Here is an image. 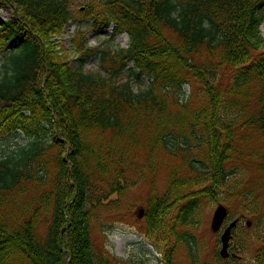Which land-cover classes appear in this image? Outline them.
I'll return each instance as SVG.
<instances>
[{
  "label": "trees",
  "instance_id": "obj_1",
  "mask_svg": "<svg viewBox=\"0 0 264 264\" xmlns=\"http://www.w3.org/2000/svg\"><path fill=\"white\" fill-rule=\"evenodd\" d=\"M75 1L0 0V9L8 5L13 11L9 19L0 17V54L7 53L10 61L0 77V137L22 131L30 139L26 148L0 160V264H74L73 259L76 264H108L93 249L89 223L88 202L100 193L89 183L91 162L95 174L108 173L104 158L89 143L95 135L110 133L116 142L145 147L147 156L157 149L173 157L180 152L192 177L204 175L205 193L194 190L196 180L172 173L168 194L152 199L148 220L164 226L167 219L169 237L179 225H193L201 193L217 201L215 194L231 183L234 172L228 166L235 145L247 139L241 133L245 128L263 138L257 169L264 174V0H88L80 14L93 32L113 24L114 34L131 37L127 50L102 52L103 72L85 71L99 50L87 48L84 35L74 68L53 41L75 20ZM129 63L135 69L128 70ZM141 76L149 85L135 91L132 77L140 83ZM191 81L202 86L207 102L199 110L182 111L183 87ZM254 84L259 91L252 103ZM45 138L64 146L54 182L43 159ZM190 148L196 154L204 148L203 160L187 154ZM147 161L154 171V160ZM19 197H27L37 212H24ZM106 198L98 196L99 203ZM49 202L51 216L41 234L37 215ZM178 203L185 206L176 213ZM179 240L192 248L187 232Z\"/></svg>",
  "mask_w": 264,
  "mask_h": 264
},
{
  "label": "rangeland",
  "instance_id": "obj_2",
  "mask_svg": "<svg viewBox=\"0 0 264 264\" xmlns=\"http://www.w3.org/2000/svg\"><path fill=\"white\" fill-rule=\"evenodd\" d=\"M80 1L76 0L75 2L79 3ZM84 4L85 0L73 7L76 20L70 22L64 28L61 37L53 38L59 49L61 48L70 56L73 68L78 64V54L74 52L78 32H90V23L88 21L79 22L81 19L79 10ZM13 9L15 8L13 7ZM12 15L13 11L8 5L0 9L1 18L9 19ZM260 33L264 38V25L261 27ZM88 36L92 46H100V44L105 42L104 40H108L111 36V30L102 34H89ZM114 39L109 44L113 49L126 48L128 46L129 38L127 35L117 36ZM198 61L206 63V59ZM6 62L5 56L0 57V77L4 76L7 73V68L10 67L9 62ZM99 66V59L93 58L85 66V70L97 72ZM222 76L224 74H221ZM126 77L127 74L123 76L122 81L125 82ZM132 83L135 91L148 86L145 78H140V83L136 82L134 78ZM65 86L68 87V85ZM184 90L185 97L183 101H185L186 107L182 108L179 104L177 109L181 107L182 111L189 109L191 111L194 109L199 110L204 103L206 104L207 100L204 90L199 84L191 81L184 87ZM258 91L259 86L254 84L251 87L250 100L252 103L258 95ZM241 133L247 139L245 142L241 141L235 145V151L228 166L234 174L230 175L229 181L231 183L227 184L226 189L224 188L218 194H215L217 201L214 200V197L210 198L204 194L207 191V187H201L203 182L206 181L204 175L196 173V177H192L194 171H190L185 165V161H181L178 158L180 152L175 155L176 157H173L166 150L157 149L152 156L150 152L147 156L149 150L145 147L139 150L134 145L116 142L110 133L91 137L89 143L95 148L96 156H102L108 168V173L105 176L95 174L97 173V166L92 161L91 167L93 170H89L91 173L89 183L93 190L95 188L100 190V193L95 192L94 198L92 197L91 202H88V209L91 210L89 220L91 242L95 253L107 258L108 264H166V261L158 262L156 250L148 244L149 242L147 243L146 222H148V219L145 211L152 208V199L156 195L164 198L168 194V188L173 179L172 173H175V176H187L186 179L193 180V183L199 182L197 186L201 188L196 187L194 190L198 192L204 191L197 198L199 201H197L196 212L193 214V225L186 227V231L193 236L196 242L194 249H196L197 259L199 260V262L196 260V264H225L221 263V261L218 262L211 256L214 250L212 244H214L215 248L217 247L218 237H215L211 232L210 226L218 205H224L227 208L229 220L233 221L238 218L243 222L240 227L234 230L233 240L231 241L233 249H235L237 244L239 245L240 252L238 254L242 256V260L231 259L228 264H264V174L259 173L257 169L262 162L263 138L259 132L252 128H245ZM62 135L64 137L65 133H62ZM46 138L43 140V146L47 147L43 154V159L49 163L50 175L48 179L54 182L53 179L57 173L56 160L60 154L62 155L64 146L61 148L51 147L50 144H53V141L48 142ZM28 141V138L21 132H9L3 135L0 138V158L7 157L18 149L27 146ZM98 142H102L100 144L101 147ZM181 147H183L182 144ZM195 151V149L190 148L187 154L192 153L196 160L202 161L206 153L205 149L203 148L199 154H196ZM88 156V160H91L90 155ZM149 158L154 160V171L150 169L151 162L147 161ZM205 162L207 163L206 159ZM107 168L103 167V172ZM173 170L179 173L172 172ZM32 189L30 188V190ZM227 191L230 193L228 194ZM34 193L35 191L29 192L32 196ZM102 194H106V197L111 196L109 202L110 200L116 202H110L108 205L99 203L98 196ZM19 198L20 201H23L24 212L27 211L26 213H29V215L37 212V209H33V206L29 207L27 197ZM50 204L51 202L44 204L45 207L39 210L40 212L37 215L38 228L41 234L46 232L47 224L50 220L51 213L50 209L47 208ZM184 205L185 203H181L176 206V213ZM142 210L144 213H142ZM197 212H200L198 217L196 216ZM23 216L21 215V217ZM197 218L202 221L200 227L197 224ZM228 221L224 227L228 226ZM233 222L237 223V221ZM250 222L251 228L247 229L246 224ZM159 225L161 226V224ZM157 236L158 234L155 233V237ZM64 241L61 244L63 248L65 246ZM152 244L154 245V243ZM169 256L170 261L168 264H193V259L188 249L182 245H175L174 252L170 253ZM64 260L65 257L63 255L62 263ZM72 261L76 264L74 259Z\"/></svg>",
  "mask_w": 264,
  "mask_h": 264
},
{
  "label": "flooded vegetation",
  "instance_id": "obj_3",
  "mask_svg": "<svg viewBox=\"0 0 264 264\" xmlns=\"http://www.w3.org/2000/svg\"><path fill=\"white\" fill-rule=\"evenodd\" d=\"M228 220H229V214H228V217L226 218V220L224 222V225H226L225 223ZM233 221H237V225L232 230V239H231V241L233 240L234 230H236L238 227H240L242 225V223H243L238 218L235 219V220H233ZM233 221H231V219H230L228 222H229V224H231ZM250 224H251V222L246 224V228L247 229H250L251 228ZM200 225H199V227H200ZM224 225L221 228V230L219 232H217V233H214V232L211 231L214 234L215 237H218V239H217V247L215 248L214 244H212V247L214 248V250L212 251V255L211 256L214 257L216 260H218V262L221 261V263L228 264L229 263V260L235 259V258L238 259L237 258L238 256L237 257H235V256H236L237 253L240 252V247H238L239 245H236L235 246V249H233L232 246H231V243H230V245L228 246V254H229L228 257H226V258L222 257V255H221V247H222V244H221V236H222L224 230L227 228V226L224 227ZM210 229H211V227H210Z\"/></svg>",
  "mask_w": 264,
  "mask_h": 264
},
{
  "label": "water",
  "instance_id": "obj_4",
  "mask_svg": "<svg viewBox=\"0 0 264 264\" xmlns=\"http://www.w3.org/2000/svg\"><path fill=\"white\" fill-rule=\"evenodd\" d=\"M226 217V209L224 206H219L215 212L214 218H213V223H212V229L214 232L219 231V229L222 226V223L224 221V218ZM235 226V223L231 224L226 231L222 235V250H221V255L223 257L228 256L227 248L229 241L231 239V229Z\"/></svg>",
  "mask_w": 264,
  "mask_h": 264
}]
</instances>
